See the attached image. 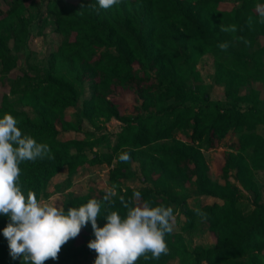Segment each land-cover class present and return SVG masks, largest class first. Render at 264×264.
<instances>
[{
    "label": "trees",
    "instance_id": "trees-1",
    "mask_svg": "<svg viewBox=\"0 0 264 264\" xmlns=\"http://www.w3.org/2000/svg\"><path fill=\"white\" fill-rule=\"evenodd\" d=\"M30 1L0 0V80L8 86L0 115L13 114L22 134L47 143L51 156L20 163L25 192L41 199L63 170L72 176L82 165L116 156L109 177L116 192L111 202L101 201V214L124 215L121 196L130 203L148 201L170 206L173 215L180 211L183 231L204 225L215 239L212 246L191 248L172 229L165 234L166 254L146 253L147 259L138 257L134 264H168L175 257L183 264H264V203L242 201L229 179L234 170L235 178L249 180L245 154L264 160V107L235 103L242 86L264 81V0H121L109 9L95 0H43L60 40L40 65L27 68L23 56L31 28L42 31L46 21L41 2L33 16L19 13ZM222 2L232 5L224 8ZM207 53L216 57V80L233 102L214 99L212 86L202 81L197 63ZM69 108H75L76 120L69 118ZM94 116L122 121L114 139L83 131L84 119ZM94 138L95 144H108L107 154L87 157ZM219 143L237 151L226 157L223 183L211 177L204 154ZM125 152L129 161L119 159ZM126 179L138 184L124 186ZM105 193L91 185L63 206L78 207ZM204 196L215 200L203 203ZM97 221L106 223L103 216ZM7 223L0 215V229ZM90 238L88 223L60 248L84 245L77 254L47 260L76 264L84 256L93 264L97 253L87 246ZM0 264H22L9 255L2 231Z\"/></svg>",
    "mask_w": 264,
    "mask_h": 264
},
{
    "label": "clouds",
    "instance_id": "clouds-1",
    "mask_svg": "<svg viewBox=\"0 0 264 264\" xmlns=\"http://www.w3.org/2000/svg\"><path fill=\"white\" fill-rule=\"evenodd\" d=\"M121 0H95L101 9L118 5ZM226 49V43L218 45ZM49 145L38 142L18 127L17 118L4 112L0 115V215L8 217L3 228L9 255L20 258L22 264H45L49 258L56 260L61 246L75 238L81 228L90 223L93 238L87 242L89 249L97 253L93 264H134L138 257L159 258L168 252L165 234L172 231L173 209L170 206L130 203L121 196L127 209L124 215L113 210L101 214V201L111 202L115 195L107 191L101 199L90 198L78 207L42 202L32 191L23 189L20 183V163L44 158ZM119 159L127 161V152ZM139 192L133 196L138 197ZM106 223L98 225L97 217Z\"/></svg>",
    "mask_w": 264,
    "mask_h": 264
},
{
    "label": "rangeland",
    "instance_id": "rangeland-1",
    "mask_svg": "<svg viewBox=\"0 0 264 264\" xmlns=\"http://www.w3.org/2000/svg\"><path fill=\"white\" fill-rule=\"evenodd\" d=\"M64 3H76L78 0H63ZM37 2L42 3L43 15L46 21L43 23L42 31L38 28H31V32L28 37L27 46L25 48L23 60L27 58L28 62H23L25 67L27 64L40 65L48 49L56 48L58 41L60 40L59 33L54 29L53 19L50 13L47 12V5H45L43 0H31L27 3L19 13L26 16H33L36 13ZM222 7L230 8L232 3L222 2ZM261 43H264V37H261ZM198 70L200 72L202 81L212 86V97L214 99H219L224 102L231 103L234 100L229 99L223 86L216 80V57L212 53H207L202 56L197 63ZM2 65L0 64V69ZM29 68V67H27ZM8 92V86L1 83L0 80V97L3 93ZM89 93V92H88ZM239 100H235V103L239 104L242 108L254 103L259 102L261 106L264 107V81H253L249 85L242 86L239 90ZM69 118L76 120L74 116L75 108H69L67 110ZM83 131L85 132H96L98 136L106 135L107 138L114 139L116 133L122 127V121L117 118H106L99 116L95 119H84L83 121ZM264 134V127L262 128ZM177 136H182L178 133ZM95 138L88 141L89 145L93 144V147L89 146L86 148L87 157H91L95 151L99 154H107L110 147L108 144L99 141L95 144ZM237 151L233 148L228 147V145L219 143L217 146L211 149L204 150L206 160L209 164L210 174L214 180L219 182H224L222 168L226 161V157H229L231 153H236ZM245 171L249 176V180L242 179L241 177H234V170H231L229 179L234 182L238 190V196L242 201L247 202L252 205L253 202L259 200L264 203V160L261 157H256L253 161L247 154H245ZM129 161V159L127 160ZM117 157L115 156L111 161H105L98 164L82 165L77 172L72 176H69L67 170H63L57 174L47 191L43 194L40 199L42 202L60 204L63 206L64 202L70 198L81 195L89 187L97 186L105 190H113L116 192L114 186L110 182V174L114 167L117 165ZM138 161H134L132 166L136 168ZM138 184L131 179L124 180L125 185H135ZM192 189V186H188ZM203 203L212 202L215 200L213 197H202L200 199ZM190 203L193 204L194 198L189 199ZM184 216L180 214V211H176L172 216L173 221V233L182 234L186 240V244L193 248L194 246H212L215 244L214 236L209 232V230L203 225L196 228H192L187 231L182 230ZM84 246V245H83ZM83 246H77L70 250L60 249L59 255H68L70 253L77 254ZM182 257H175L170 260L168 264H183ZM91 257H80L76 264H90ZM45 264H53L48 260ZM204 264V263H203Z\"/></svg>",
    "mask_w": 264,
    "mask_h": 264
}]
</instances>
